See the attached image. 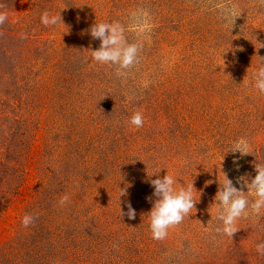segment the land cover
Segmentation results:
<instances>
[{
  "label": "rangeland",
  "instance_id": "1",
  "mask_svg": "<svg viewBox=\"0 0 264 264\" xmlns=\"http://www.w3.org/2000/svg\"><path fill=\"white\" fill-rule=\"evenodd\" d=\"M0 264H264V0H0Z\"/></svg>",
  "mask_w": 264,
  "mask_h": 264
}]
</instances>
